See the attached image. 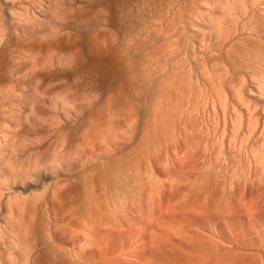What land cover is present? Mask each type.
<instances>
[{
    "label": "bare ground",
    "instance_id": "bare-ground-1",
    "mask_svg": "<svg viewBox=\"0 0 264 264\" xmlns=\"http://www.w3.org/2000/svg\"><path fill=\"white\" fill-rule=\"evenodd\" d=\"M0 264H264V0H0Z\"/></svg>",
    "mask_w": 264,
    "mask_h": 264
}]
</instances>
